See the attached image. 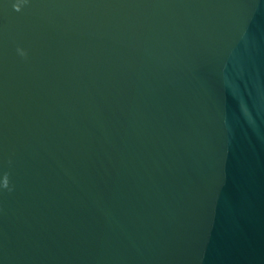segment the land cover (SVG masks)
<instances>
[{"label": "water", "instance_id": "water-1", "mask_svg": "<svg viewBox=\"0 0 264 264\" xmlns=\"http://www.w3.org/2000/svg\"><path fill=\"white\" fill-rule=\"evenodd\" d=\"M0 264H264V0H0Z\"/></svg>", "mask_w": 264, "mask_h": 264}]
</instances>
